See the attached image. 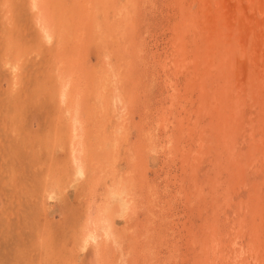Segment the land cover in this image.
<instances>
[{"label":"rangeland","instance_id":"374dc122","mask_svg":"<svg viewBox=\"0 0 264 264\" xmlns=\"http://www.w3.org/2000/svg\"><path fill=\"white\" fill-rule=\"evenodd\" d=\"M173 1L0 0V264H264V93Z\"/></svg>","mask_w":264,"mask_h":264},{"label":"bare ground","instance_id":"6f19581e","mask_svg":"<svg viewBox=\"0 0 264 264\" xmlns=\"http://www.w3.org/2000/svg\"><path fill=\"white\" fill-rule=\"evenodd\" d=\"M190 1L189 5L188 2ZM173 2L180 4V13H182L180 22L174 21L175 30L173 34L178 35L179 50L185 57L188 55V37L190 33L195 43L200 44L198 53L194 54V62L199 63L196 70L205 69L207 71L219 70L223 64H231L233 73L238 78V84L243 85L249 81L250 85L255 86V82L259 87L260 93H264V0H174ZM33 8H36L41 14L42 0H31ZM175 6V5H174ZM178 6V7H179ZM196 8V11L194 9ZM175 9V8H174ZM39 13L42 31L48 40L51 37V28L45 16ZM179 13V12H178ZM196 13V18L194 17ZM186 14V15H185ZM47 15V14H46ZM185 15V16H184ZM179 16V15H178ZM180 18V17H179ZM192 18V19H191ZM196 19V20H195ZM48 22V23H47ZM179 28V29H178ZM174 29V27H173ZM53 34V33H52ZM191 37V36H190ZM192 38V39H193ZM194 43V42H193ZM173 45V44H172ZM177 45V43L175 44ZM177 45V46H178ZM193 46V44H192ZM171 48V47H170ZM175 48V47H174ZM178 48V47H177ZM188 48V49H187ZM191 50V49H189ZM178 51V50H177ZM175 51V53L177 52ZM173 52V51H172ZM171 52V53H172ZM194 52V51H193ZM195 53V52H194ZM178 54V53H177ZM191 54V53H190ZM168 55V54H167ZM183 56V57H184ZM182 57V56H180ZM187 58V57H186ZM191 59V58H190ZM189 60L185 59L189 63ZM170 60V59H169ZM231 60V61H229ZM166 61V60H165ZM230 63H229V62ZM226 62V63H225ZM167 63V62H166ZM184 63V62H183ZM196 63V64H198ZM170 64V62H169ZM176 64V63H174ZM182 64V63H181ZM185 64V63H184ZM193 64V63H192ZM173 65V63H171ZM196 66V65H195ZM228 66V65H227ZM185 67V66H184ZM183 67V68H184ZM187 67V66H186ZM190 67V66H189ZM194 67V66H193ZM195 68V67H194ZM229 68V67H228ZM182 69V68H181ZM193 69V68H192ZM213 69V71H212ZM224 71V70H223ZM191 72V71H190ZM231 72V71H229ZM194 73V72H193ZM192 73V75H193ZM203 73V72H202ZM208 73V72H207ZM210 73V74H211ZM217 73V72H216ZM225 73V72H224ZM197 74V73H196ZM213 74V73H212ZM187 75V74H186ZM198 75V74H197ZM224 75V74H223ZM231 74H229L230 76ZM213 76V75H212ZM218 76V75H217ZM235 76H233L235 78ZM190 77V76H189ZM196 77V76H195ZM191 78V77H190ZM194 78V77H193ZM191 78V80H193ZM200 78V77H199ZM217 78V77H216ZM236 78V79H237ZM204 79V78H203ZM208 79V78H207ZM209 79H212L209 78ZM218 79V78H217ZM221 80V78H219ZM233 79V78H232ZM235 79V80H236ZM219 80V81H220ZM228 80V79H227ZM189 81V80H188ZM208 80H206L207 82ZM202 82V81H201ZM225 82V81H224ZM173 83V82H172ZM210 83V82H209ZM213 83V82H212ZM222 83V82H220ZM248 83V84H249ZM202 84V83H201ZM204 84V83H203ZM223 84V83H222ZM235 84V83H234ZM187 84H185L186 86ZM216 85V84H215ZM228 85V84H227ZM236 85V84H235ZM246 85V84H245ZM251 85V86H252ZM256 85V86H257ZM179 86V85H178ZM181 86V85H180ZM188 86V85H187ZM198 86V85H197ZM208 86V85H206ZM212 86V85H211ZM221 86V85H220ZM230 86V85H229ZM228 86V87H229ZM233 86V85H232ZM231 86V87H232ZM176 87V86H175ZM189 87V86H188ZM234 87V86H233ZM239 87V86H238ZM201 88V86H200ZM236 88V87H235ZM174 89V88H173ZM182 89V88H181ZM199 89V88H198ZM206 89V88H204ZM213 89V88H212ZM223 89V88H222ZM245 89V88H244ZM65 90V89H64ZM183 90V89H182ZM195 90V89H194ZM210 90V89H209ZM215 90V89H214ZM228 90V89H227ZM237 90V88H236ZM249 90V89H248ZM175 91V90H174ZM187 90H185L186 92ZM203 91V89H202ZM240 91V90H238ZM177 92V91H176ZM174 92V93H176ZM180 92V91H179ZM182 92V91H181ZM200 92V91H199ZM214 92V91H213ZM229 92V91H228ZM234 92V91H233ZM173 93V92H172ZM184 93V91H183ZM189 93L192 91L189 89ZM195 93V92H194ZM203 93V92H202ZM219 93V92H218ZM217 93V94H218ZM227 93V92H226ZM235 93V92H234ZM242 93V92H241ZM177 94V93H176ZM200 94V93H199ZM216 94V93H215ZM216 94V95H217ZM228 94V93H227ZM230 94V93H229ZM190 95V94H189ZM172 96V94H171ZM174 96V95H173ZM172 96V97H173ZM214 96V95H213ZM225 96V95H224ZM261 96V95H259ZM176 97V96H175ZM185 97V96H183ZM190 97V96H189ZM202 97V96H201ZM242 97V96H241ZM181 98V97H180ZM204 98V97H203ZM216 98V97H215ZM225 98V97H224ZM256 98V97H255ZM261 98V97H260ZM172 99V98H171ZM186 99V98H185ZM184 99V100H185ZM201 99V98H200ZM206 99V98H205ZM239 99V98H238ZM174 100V99H173ZM209 100V99H208ZM211 100V97H210ZM229 100V99H228ZM237 100V99H236ZM259 100V99H258ZM189 101V99H188ZM187 101V102H188ZM212 101V100H211ZM224 101V100H223ZM232 101V100H231ZM256 101V100H255ZM186 102V101H185ZM208 102V101H207ZM220 102V101H219ZM213 103V102H212ZM211 103V104H212ZM215 103V102H214ZM227 103V102H226ZM230 103V101H228ZM227 103V104H228ZM259 103V102H258ZM208 104V103H207ZM252 104V103H251ZM201 105V104H200ZM203 105V104H202ZM201 105V106H202ZM217 105V104H215ZM242 105V104H241ZM250 105V104H249ZM210 106V104H209ZM220 106V105H219ZM205 107V106H204ZM214 107V105H213ZM212 107V108H213ZM226 107V106H225ZM254 107V106H253ZM211 108V107H210ZM216 108V107H215ZM236 108V107H235ZM242 110L244 109L241 108ZM262 109H264L262 107ZM206 110V109H205ZM241 110V111H242ZM219 112V111H218ZM228 112H230L228 110ZM232 112V111H231ZM237 112V111H236ZM239 114V112H237ZM241 113V112H240ZM244 113V112H243ZM261 113V112H260ZM182 114V113H181ZM227 114V113H226ZM232 115V114H231ZM230 116V115H229ZM242 116V115H240ZM229 118V117H228ZM201 119V118H200ZM225 119V118H224ZM245 119V118H244ZM260 119V118H259ZM217 120V119H216ZM226 120V119H225ZM233 120V119H232ZM251 120V119H249ZM212 121V118H211ZM214 121V120H213ZM212 121V122H213ZM218 121V120H217ZM220 121V120H219ZM231 122V120H230ZM262 122V121H260ZM264 122V120H263ZM218 123V122H217ZM257 123V122H256ZM212 124V123H211ZM210 124V125H211ZM219 124V123H218ZM227 124V123H224ZM229 125V124H228ZM220 126V124H219ZM231 126V125H230ZM229 126V127H230ZM77 127V126H76ZM228 127V128H229ZM78 128V127H77ZM76 128V129H77ZM220 128V127H219ZM233 128V127H232ZM252 128V127H250ZM260 128V127H259ZM187 129V128H186ZM261 129V128H260ZM72 130V129H71ZM214 130V129H213ZM75 137H79L78 130H75ZM259 131V130H258ZM244 132V131H243ZM249 133V132H248ZM249 135V134H248ZM202 136V135H201ZM80 138V137H79ZM77 138V139H79ZM234 138V137H233ZM76 139V140H77ZM221 139V138H220ZM224 139V138H223ZM264 139V138H263ZM81 141V140H80ZM79 141V142H80ZM199 141V140H198ZM203 141L200 140V142ZM230 142V140H229ZM232 142V141H231ZM83 143V142H82ZM80 144V143H79ZM259 144V143H258ZM77 142L74 143L73 152L74 160L82 172L80 156V147ZM85 146V145H83ZM84 148V147H83ZM253 148V147H252ZM233 149V148H232ZM231 149V150H232ZM256 150V149H255ZM84 152V149H83ZM82 152V153H83ZM262 154V153H261ZM84 156V155H83ZM81 157V158H80ZM82 161V162H81ZM85 161V159H84ZM262 168V167H261ZM124 184V183H123ZM124 193V192H123ZM121 194V193H120ZM126 198V197H124ZM123 198V200H124ZM125 202H123L124 204ZM127 205V204H126ZM216 214V213H215ZM108 226V225H107ZM255 233V232H254ZM92 236V235H90ZM240 255V254H239ZM257 255V254H256ZM255 257V256H254ZM259 257V256H258ZM258 259V258H257ZM257 262V261H256ZM255 263V262H254ZM253 263V264H254Z\"/></svg>","mask_w":264,"mask_h":264}]
</instances>
